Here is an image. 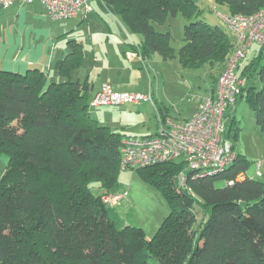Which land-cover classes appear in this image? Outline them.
I'll list each match as a JSON object with an SVG mask.
<instances>
[{"label": "trees", "instance_id": "16d2710c", "mask_svg": "<svg viewBox=\"0 0 264 264\" xmlns=\"http://www.w3.org/2000/svg\"><path fill=\"white\" fill-rule=\"evenodd\" d=\"M102 1L141 37L143 58L158 54L184 68L222 71L236 49L228 28L200 17L198 0ZM213 2L226 10L217 12L220 20V14L264 8V0ZM178 15L186 23L176 52L170 33L156 26ZM70 48L57 63L63 76L82 60L81 45L71 42ZM252 73L258 85L248 83ZM238 76L245 79L239 98L247 100L264 134L262 48ZM211 77L216 84L218 77ZM89 91L86 83H49L38 69L19 74L0 68V155L8 158L0 177V264H264V183L247 176L249 163L239 154L224 173L206 178L194 177L180 161L136 170L157 187L170 211L149 239L142 228H117L91 186L116 187L123 135L93 118ZM183 171L187 187L179 189ZM241 174L246 177L239 179ZM218 179L226 185L215 187Z\"/></svg>", "mask_w": 264, "mask_h": 264}, {"label": "crops", "instance_id": "0c3cea01", "mask_svg": "<svg viewBox=\"0 0 264 264\" xmlns=\"http://www.w3.org/2000/svg\"><path fill=\"white\" fill-rule=\"evenodd\" d=\"M89 4L92 11L86 15L55 21L48 17L46 9L38 2L22 4L15 1L6 8H0V68L19 74L29 69H38L45 74L49 83L68 80L86 83L90 89V98L105 83L110 84L115 91L141 94L151 92L154 100L156 96L158 98L156 94L165 88L159 69L166 61L158 54L148 58L135 56L141 37L131 33L111 5L102 0H89ZM71 42L81 45L83 56L80 66L71 70L68 76H63L57 69V63L71 52ZM254 52L252 50V54ZM149 68L152 69L153 80ZM215 85L212 80L205 97L195 101L191 113L183 121L198 110L205 98L214 94ZM127 105L94 108L93 118L112 131L121 132L124 138L125 125L115 122L114 118L125 115ZM159 107L158 104L153 108L156 112L155 126L159 116L170 117L168 110ZM7 161L6 157L0 155V177L6 170Z\"/></svg>", "mask_w": 264, "mask_h": 264}, {"label": "built area", "instance_id": "2783aa9c", "mask_svg": "<svg viewBox=\"0 0 264 264\" xmlns=\"http://www.w3.org/2000/svg\"><path fill=\"white\" fill-rule=\"evenodd\" d=\"M18 1L22 4L40 3L51 20H67L92 11L89 0H0V8ZM220 18L232 33L236 49L226 61L218 76L213 95L205 98L198 110L186 121L171 117H158L157 131L149 136L124 137L120 145V169L136 171L168 161H180L185 171H193L194 177L206 178L222 174L236 159L232 143L226 136L225 111L239 99L245 79L239 78V60L246 61L257 44L264 50V8L251 15H225ZM140 56L139 51L134 54ZM253 55V56H254ZM149 102L154 105L151 93L115 91L110 84L101 85L92 96L89 107H122L127 104ZM257 177L264 162H257ZM246 174L239 175L244 179ZM179 189H185L184 171L177 177ZM233 181L227 182L231 185ZM128 193H111L102 190L100 199L106 207H112Z\"/></svg>", "mask_w": 264, "mask_h": 264}, {"label": "rangeland", "instance_id": "374dc122", "mask_svg": "<svg viewBox=\"0 0 264 264\" xmlns=\"http://www.w3.org/2000/svg\"><path fill=\"white\" fill-rule=\"evenodd\" d=\"M197 2L201 18L210 25L221 26L229 33L228 27L216 16L217 12L226 13L224 7L215 5L213 0H198ZM185 23V19L178 15L169 17L164 24L156 26L158 31L170 33L171 47L176 52L183 45ZM260 48L257 44L252 47L257 54ZM247 60L237 62L240 70L246 65ZM148 71L153 77L152 69L149 68ZM220 72L221 70L216 68L211 70L208 65L198 68H184L178 59L163 62V67L159 69V73L162 75L165 88L156 94L159 97L156 96L155 100L153 98V102L160 105L159 109L168 110L170 117L183 121L191 113L195 101L207 94L212 83L211 76L214 74L218 77ZM252 74L247 79L249 80L248 83L252 82L258 85L256 74ZM153 79L154 77L151 80ZM158 82L159 79L157 78L156 83L158 84ZM156 105L152 106L149 102H140L138 106L129 104L125 107V115L115 116V122L125 125V137H127L126 135L130 137L156 133L153 132L157 131L158 126V123L155 126L157 122L156 112L153 110ZM95 110L94 108L91 109L92 116H94L93 111ZM224 119L226 136L233 145L234 153L241 155L249 163L245 171L247 176L264 183V166L260 169L261 176L255 175V164L264 162V134L256 126L254 112L249 107L247 100L239 98L235 105L228 107ZM97 121L102 125V122ZM117 133L122 134L121 132ZM234 134H236L235 138ZM1 156L7 158L4 154ZM225 185V179L215 181V187L222 188ZM91 187L93 194L100 196L102 190L98 188L97 184L93 183ZM107 191L114 194L125 191L128 193V196L122 198L114 206L106 208L107 215L115 226L117 228L125 226L142 228L148 239L158 230L170 211L168 203L157 187L144 180L137 171L120 169L116 187Z\"/></svg>", "mask_w": 264, "mask_h": 264}]
</instances>
